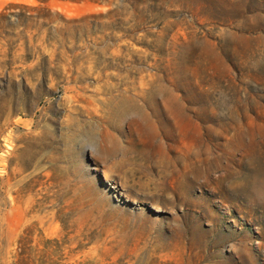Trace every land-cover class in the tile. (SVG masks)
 <instances>
[{"label":"rangeland","instance_id":"obj_1","mask_svg":"<svg viewBox=\"0 0 264 264\" xmlns=\"http://www.w3.org/2000/svg\"><path fill=\"white\" fill-rule=\"evenodd\" d=\"M0 264H264V0H0Z\"/></svg>","mask_w":264,"mask_h":264},{"label":"trees","instance_id":"obj_2","mask_svg":"<svg viewBox=\"0 0 264 264\" xmlns=\"http://www.w3.org/2000/svg\"><path fill=\"white\" fill-rule=\"evenodd\" d=\"M41 2L43 1H48V0H40ZM25 8V10H30V9H33V10H36L37 8H39L37 5H29V4H22Z\"/></svg>","mask_w":264,"mask_h":264}]
</instances>
